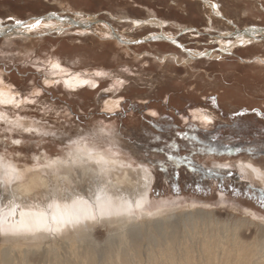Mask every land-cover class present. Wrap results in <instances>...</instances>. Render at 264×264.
Here are the masks:
<instances>
[{"label":"rangeland","instance_id":"rangeland-1","mask_svg":"<svg viewBox=\"0 0 264 264\" xmlns=\"http://www.w3.org/2000/svg\"><path fill=\"white\" fill-rule=\"evenodd\" d=\"M211 1L224 18L204 0H0V23L50 11L65 18L91 14L128 40L164 30L183 44L161 39L126 45L99 21L88 26L97 34L74 26L1 36L0 80L16 94L15 101H0L2 199L10 200L8 171L55 169L56 159L87 149L153 171L145 209L174 208L180 215L202 210L231 225L246 219L244 237L262 241L264 38L236 44L235 35L217 36L234 30L230 19L241 28L264 25V0ZM66 75L88 82L71 88ZM109 100L117 102L113 109ZM104 224L97 226L101 239L110 233ZM9 234L0 222V243ZM232 248L217 249L209 264H254L252 249ZM146 254L137 259L141 264H147Z\"/></svg>","mask_w":264,"mask_h":264},{"label":"bare ground","instance_id":"bare-ground-1","mask_svg":"<svg viewBox=\"0 0 264 264\" xmlns=\"http://www.w3.org/2000/svg\"><path fill=\"white\" fill-rule=\"evenodd\" d=\"M204 2L212 5L210 9L214 15L224 18L213 1ZM59 17H30L23 20L22 24L2 22L0 30L6 33L25 31L26 33L19 36L29 37L39 28L64 31L78 23V26L86 27L81 29L83 32L96 33L97 28L88 26L93 21H100L92 16L83 17L80 14L66 16L65 19ZM37 19L40 20L37 27L24 26L34 24ZM72 21L75 23L72 24ZM99 23L109 26L108 36H113V31L117 33L108 21L101 20ZM256 33L264 36V28L248 25L243 31H228L227 34L223 33L217 37L235 35V43L240 44L251 41L250 36ZM155 35L177 40L176 36L164 30L149 36ZM119 36L116 37L118 41L129 45L127 38ZM230 48L223 46L221 51H232ZM212 53L209 52L208 55ZM54 67L60 69L57 64H54ZM1 80L0 101H15L16 94L13 89ZM64 81L67 86L78 88L88 82V79L82 78L81 75H66ZM116 103L110 100L107 102L112 109ZM200 118L208 121L211 116L200 112ZM85 150L87 149H80L70 157L71 159H56L53 161L57 163L55 169L49 165L38 169L29 167L26 169L30 170L29 173H26L25 169L20 172L15 169L7 172V182L10 186L9 189L6 188L10 191V200L5 201L0 196V222L3 230L13 235H7L3 243H0V264H110L109 260L112 259L123 261L122 264H141L137 259L144 253H147V264H209L216 260L217 249L228 243L233 247L232 250H238V253L253 250L256 259L253 262L251 259L250 263H262L264 239L254 244L257 239L254 241L244 237L243 227L246 226V219L236 220L231 225L214 221L209 213L197 209V212L190 211L181 215L174 213V208L147 210L144 206L151 199L149 188L153 176L155 177L153 171L144 166L124 165L125 163L118 159ZM261 174L264 175V172ZM8 216L14 220L8 222ZM261 220V229L264 231V219ZM7 222L8 224H5ZM104 222V225L110 228V233L101 239L97 226ZM20 230L30 233H16ZM225 250V254L231 251ZM227 257L230 258L229 255Z\"/></svg>","mask_w":264,"mask_h":264},{"label":"water","instance_id":"water-1","mask_svg":"<svg viewBox=\"0 0 264 264\" xmlns=\"http://www.w3.org/2000/svg\"><path fill=\"white\" fill-rule=\"evenodd\" d=\"M87 16H92V17H94V18H96V19H98V20H102V21H104V19H102V18H100V17H98L97 15H91V14H86ZM60 16V17H59ZM39 17V19H44V17H47V18H57V17H59V18H61V19H65V17H64V15L63 16H61L60 15V12H58V11H50V12H48V13H46V14H42V15H39L38 16ZM93 19V18H92ZM22 20H26V19H22ZM99 21V22H100ZM232 25H234V26H236V29H238L237 28V25H235L234 24V22H232V21H229ZM75 22H73L72 21V24H74ZM75 26H78V23H75L74 24ZM263 28H264V25H261ZM82 27V26H81ZM1 28V27H0ZM82 28H86V27H82ZM14 32V33H13ZM24 33H26L25 31H23V32H15V31H12L11 33H6V32H4L3 30L1 31L0 30V37L1 36H4V34L6 35H20V34H24ZM40 34H42L41 32H40ZM113 37H115V35H117V36H119L118 35V33H116V32H114L113 31ZM116 36V37H117ZM120 37V36H119ZM118 38V37H117ZM120 39V38H119ZM167 40V41H169V42H172V43H174V44H177V45H180V46H183V44L182 43H180V42H178L175 38H168V37H164V36H161V35H155V36H151V37H148V36H145V37H141V38H138V39H135V40H133V39H130V40H127V42L129 43V44H131V43H142V42H148V41H154V40ZM263 38H261L260 40H262Z\"/></svg>","mask_w":264,"mask_h":264},{"label":"snow or ice","instance_id":"snow-or-ice-1","mask_svg":"<svg viewBox=\"0 0 264 264\" xmlns=\"http://www.w3.org/2000/svg\"><path fill=\"white\" fill-rule=\"evenodd\" d=\"M9 19H12V18H9ZM15 23H16V24H22V23H24V22H23V21H20V20H17V21H15ZM39 24H40V20L37 19V20L35 21L34 24H25L24 26H25L26 28H34V27H37ZM97 75H100V74L97 73ZM23 131H25V132H32V131H34V130L31 129V128H24ZM12 143H13V144H20L21 141H20V140H13ZM249 167H250V166H249Z\"/></svg>","mask_w":264,"mask_h":264},{"label":"crops","instance_id":"crops-1","mask_svg":"<svg viewBox=\"0 0 264 264\" xmlns=\"http://www.w3.org/2000/svg\"><path fill=\"white\" fill-rule=\"evenodd\" d=\"M246 27H248V25H246L244 28H241V27H239V26H237V28L238 29H236V27H234V30H231V32H239V31H243L244 29H246ZM261 27V26H260ZM230 32V31H229ZM262 32V31H261ZM228 33V32H227ZM227 33H224V34H227ZM220 35H223V34H220ZM250 37H252V39H257V38H264V36L261 34V33H256V34H254L253 36H250ZM245 40V39H244ZM237 44V43H236ZM239 44V43H238ZM240 44H243V42L242 43H240Z\"/></svg>","mask_w":264,"mask_h":264}]
</instances>
